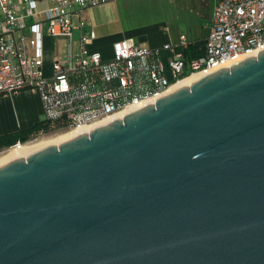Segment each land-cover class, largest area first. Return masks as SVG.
I'll list each match as a JSON object with an SVG mask.
<instances>
[{
  "label": "water",
  "instance_id": "1",
  "mask_svg": "<svg viewBox=\"0 0 264 264\" xmlns=\"http://www.w3.org/2000/svg\"><path fill=\"white\" fill-rule=\"evenodd\" d=\"M0 264H264V49L1 165Z\"/></svg>",
  "mask_w": 264,
  "mask_h": 264
},
{
  "label": "built area",
  "instance_id": "2",
  "mask_svg": "<svg viewBox=\"0 0 264 264\" xmlns=\"http://www.w3.org/2000/svg\"><path fill=\"white\" fill-rule=\"evenodd\" d=\"M110 1L0 0V96L22 90L39 95L48 131L38 135L102 121L159 97L189 75L230 67L264 49V0H215L202 55L186 60L177 46H162L172 55L169 77L158 49L131 40L115 43L112 58L105 60L88 49L96 36L82 14ZM45 36L63 40L67 49V55L57 52L52 58L49 72ZM186 44L180 36L179 46ZM142 72L152 84L144 94L135 91V76Z\"/></svg>",
  "mask_w": 264,
  "mask_h": 264
},
{
  "label": "crops",
  "instance_id": "3",
  "mask_svg": "<svg viewBox=\"0 0 264 264\" xmlns=\"http://www.w3.org/2000/svg\"><path fill=\"white\" fill-rule=\"evenodd\" d=\"M125 1L130 0L110 1L86 9L82 14V17L89 24L88 28H92L96 36L95 40L88 45V49L90 51L99 52L105 60L112 58L115 43L131 40L134 37V32L126 29L122 17L120 4ZM203 2L205 1L203 0ZM214 3L215 0H213L211 4L205 2V4H207V11L204 13L203 18L195 25L190 23L185 30H179L177 32L172 29L168 30L167 23H164V21L159 25H142V28H139L140 30L137 29L138 32H136V34L138 43L150 49L159 50V57L164 65L165 75L167 77L170 75L168 63L172 55L170 52L163 50L162 46L166 44L177 46L175 51L181 53L186 60L202 55ZM77 36L78 32H75V41L77 40ZM180 36L186 38V47L179 46ZM58 41L62 40L50 38L48 36L44 37L45 69L47 72L50 70L52 58L58 52ZM135 78V91H141L142 94H144L152 89V84L145 73L142 72V74H137ZM43 120L44 112L41 99L37 93L22 90L16 94L0 96V137L30 129L34 125L43 122Z\"/></svg>",
  "mask_w": 264,
  "mask_h": 264
},
{
  "label": "rangeland",
  "instance_id": "4",
  "mask_svg": "<svg viewBox=\"0 0 264 264\" xmlns=\"http://www.w3.org/2000/svg\"><path fill=\"white\" fill-rule=\"evenodd\" d=\"M206 3L211 4L213 0H204ZM157 2V3H154ZM203 0H145V1H125L121 2L122 17L127 30L134 32L132 42L138 43L136 32L137 29H141L143 26H149L151 24L156 25L164 21L167 23L168 30L181 31L187 29L191 24H196L203 18L204 13L207 11V4ZM201 24V23H200ZM139 29V30H140ZM167 31V30H166ZM190 32V31H189ZM75 33V32H74ZM76 36V34H75ZM75 39V38H74ZM64 41H58V53L67 55V49L63 47ZM140 44V43H138ZM55 48V47H54ZM77 50L73 48L72 54H76ZM70 129L63 130L59 133L69 131ZM55 135L43 134L34 137V140ZM5 150H1L0 153Z\"/></svg>",
  "mask_w": 264,
  "mask_h": 264
},
{
  "label": "bare ground",
  "instance_id": "5",
  "mask_svg": "<svg viewBox=\"0 0 264 264\" xmlns=\"http://www.w3.org/2000/svg\"><path fill=\"white\" fill-rule=\"evenodd\" d=\"M254 55H255V53H252L248 56H254ZM242 58H245V57H242ZM200 77L201 76L198 74L189 75V76L179 80L177 83L173 84L172 86H170L168 88V90L165 93H163L162 95H160L159 97H154V98L148 99L141 104L143 106L144 104H147V103H153L155 100H157L158 98H160L164 94L172 92V91H174V90H176L182 86H190L193 82L198 80ZM141 104L138 106H135V107L131 106V107L125 108L122 111H120V112H118L112 116H109L102 121H99V122H96L93 124L74 127L72 129H70L69 131L59 133V134H55L52 136L43 137V138L35 140L34 142L32 141L30 143L17 144L15 146H12L9 149L5 150L4 152L0 153V166L11 161V160H13V159H15V158H19V157L25 158L29 154H31L37 150H40L46 146L59 145V144L65 142L67 140H70L71 138H74L75 136H77L79 134L88 133L92 129H94L98 126H101L103 124H106L109 121H112L114 119H122L123 116L130 113L135 108H138L139 106H141Z\"/></svg>",
  "mask_w": 264,
  "mask_h": 264
},
{
  "label": "trees",
  "instance_id": "6",
  "mask_svg": "<svg viewBox=\"0 0 264 264\" xmlns=\"http://www.w3.org/2000/svg\"><path fill=\"white\" fill-rule=\"evenodd\" d=\"M47 131L48 126L45 125L44 122H40L30 129L2 136L0 137V151L3 149L7 150L10 146L16 144L17 142L25 143L36 137L39 133H46Z\"/></svg>",
  "mask_w": 264,
  "mask_h": 264
}]
</instances>
